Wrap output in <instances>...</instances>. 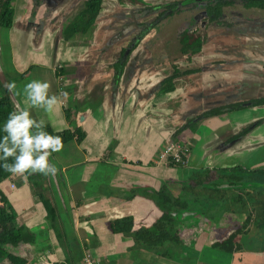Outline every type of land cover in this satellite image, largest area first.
Masks as SVG:
<instances>
[{
	"label": "crops",
	"instance_id": "crops-1",
	"mask_svg": "<svg viewBox=\"0 0 264 264\" xmlns=\"http://www.w3.org/2000/svg\"><path fill=\"white\" fill-rule=\"evenodd\" d=\"M85 1L10 0L11 24H0V96L7 93L14 112L43 121V131L71 135L61 151L49 149L55 177L13 175L0 160V206L9 226L27 237L13 251L25 264H82L86 254L95 264H264L259 189L240 199L233 192L220 213L199 196L193 206L202 210V225L166 220L169 238L161 244L135 233L144 228L154 239L159 205H166L160 192L166 187L174 204L196 170L222 177L238 167L243 179L264 183V104L189 122L264 97V10L240 3L225 8L223 18L233 20L218 25L208 22V0H102L94 22L74 31ZM184 31L201 37L193 53L181 51ZM13 81L18 95L5 87ZM32 81L50 84L48 96L58 99L51 112L26 102ZM169 136L190 143L187 165L154 166ZM229 235L231 251L214 246Z\"/></svg>",
	"mask_w": 264,
	"mask_h": 264
},
{
	"label": "trees",
	"instance_id": "trees-1",
	"mask_svg": "<svg viewBox=\"0 0 264 264\" xmlns=\"http://www.w3.org/2000/svg\"><path fill=\"white\" fill-rule=\"evenodd\" d=\"M40 0H33L34 3H38ZM235 1H240L244 5L245 8H254L264 10V0H208L206 2V10L208 15V22L215 23L218 25L227 24V21L223 18V10L225 8H229L233 5ZM102 0H86L84 10L75 18V20L70 24V27L74 31H82L84 32L95 20ZM13 7L11 6L10 0H0V24L8 26L11 24V20L13 17ZM165 14V11L159 14V18ZM193 32L184 31L180 35V45L181 51L183 53H193L198 50L201 46V37L198 35H194ZM121 67V63L118 65V70ZM60 73V72H58ZM59 75V74H57ZM175 75L171 77L174 78ZM264 104V97H256L245 99L241 101L234 102L225 107H216L209 109L202 114L198 115L190 123H194L200 118L213 116L220 113L222 110H241L248 107H254ZM14 112L11 101L7 95L4 93L0 96V124L7 119H9V114ZM187 123L185 126H187ZM179 132V131H178ZM175 132V134H178ZM46 133L52 136H59L62 138V141L66 138H69L71 135H68V132L64 131L63 133L54 134L51 131H47ZM239 169L238 167L230 168L228 170L235 171ZM235 178L237 176L232 175ZM0 199L2 200V195H0ZM166 217H168L166 215ZM8 217L5 214L4 210L0 206V261L5 258H8L12 264H25V259L19 257L13 250L20 244L25 243L27 240L26 234L22 232L21 229H12L8 223ZM116 228L118 226V222L113 224ZM261 225L264 226V208L262 213ZM159 233H157L156 239L154 241H148L147 239V230L144 228H139L135 231L136 236L150 242V243H158L162 241L163 238L167 237V233L164 231V223L158 222L156 224Z\"/></svg>",
	"mask_w": 264,
	"mask_h": 264
},
{
	"label": "clouds",
	"instance_id": "clouds-1",
	"mask_svg": "<svg viewBox=\"0 0 264 264\" xmlns=\"http://www.w3.org/2000/svg\"><path fill=\"white\" fill-rule=\"evenodd\" d=\"M6 89L14 95L16 92L15 82L5 84ZM50 84L47 82L32 81L28 83L24 92L26 102H30V107L44 108L46 112H51L58 104L55 95L49 97L48 90ZM62 95L67 96V93ZM44 122L36 121L30 117V112L22 110L9 114V119L4 126V132L7 133L0 140V160H4L3 167L13 175L23 176L25 173H41L45 176L55 177L57 168L48 163V156L51 152H59L63 147L62 138L52 136L43 131ZM35 128L36 133L31 134V129ZM17 152L19 153L17 155ZM15 157L14 164H8L9 157ZM26 179V177H25Z\"/></svg>",
	"mask_w": 264,
	"mask_h": 264
},
{
	"label": "flooded vegetation",
	"instance_id": "flooded-vegetation-1",
	"mask_svg": "<svg viewBox=\"0 0 264 264\" xmlns=\"http://www.w3.org/2000/svg\"><path fill=\"white\" fill-rule=\"evenodd\" d=\"M180 167H183V166L175 165V166H171L169 168H180ZM224 170L225 171H224L222 177H217L214 174L213 170H206L205 169V170L194 171L193 174L188 177V180L182 181V183L180 184L179 195H175L174 193H176V192L172 193V195L174 194L176 200L174 201V204H171V205H169V202H170V200H169L170 198L168 197L169 195H166V193H165L168 190L166 187H164L163 191L160 193H161V196L164 198V202L166 203L165 206H167V204H168L169 206H167V207H171L174 209H179V210L188 209V210H192V211H197L196 215L189 217V219H187V221L196 222L197 225L200 226V225H202V221L200 219V217H202L201 216L202 210L193 206V205L197 206L196 201L198 200L199 196H201V195L206 196V198L209 200L208 203H210V205L212 204L213 206H215L216 209L218 210L217 213H220V211L223 210L227 201L231 198L233 192L239 193L238 199H240L242 197V193H243L242 191L249 193V191H251V190L259 189L262 192H264V187H262V186H253V187H247V188H236V187L216 188V187H212V186L207 185L209 183L217 182V181L240 182V181L245 180L242 178V176L236 170L235 171L237 172V174L235 173V171H230L228 169H224ZM232 175L237 176L238 178H235ZM250 181H254V180H250ZM162 205H164V204H162ZM263 208H264V203H263V207L261 209V212L258 216V224L260 226H263V225H261ZM166 215L168 217H166ZM166 220L173 221L174 219L168 213L166 214L163 212V214L155 222L154 226L156 229V233L154 234V239L151 241H154L156 239L157 233H159L156 224L159 221L163 222L164 223L163 229L166 230V228H165L166 227V223H165ZM184 222H186V221H183V223H181V226L185 225ZM190 225H192V224H190ZM197 225L195 224L193 226H197ZM166 233H168V232H166ZM148 236L149 235H147V237ZM168 238H169V234H167V237L163 238L162 241H160L158 243H154V242L153 243L149 242V243L150 244H161L164 242V240H166ZM172 238L175 240L178 239V237L174 236V235L172 236ZM214 246H216L220 249H223V250L231 251V249H232V236L229 235L222 242L215 243Z\"/></svg>",
	"mask_w": 264,
	"mask_h": 264
},
{
	"label": "built area",
	"instance_id": "built-area-1",
	"mask_svg": "<svg viewBox=\"0 0 264 264\" xmlns=\"http://www.w3.org/2000/svg\"><path fill=\"white\" fill-rule=\"evenodd\" d=\"M59 85V96L62 104L66 103L65 96V82L62 75H57ZM191 150L190 143L177 136H169L162 148L159 150L154 162L156 167H171L175 165L185 166L188 163V155ZM82 264H95L90 255L86 254L83 258Z\"/></svg>",
	"mask_w": 264,
	"mask_h": 264
},
{
	"label": "water",
	"instance_id": "water-1",
	"mask_svg": "<svg viewBox=\"0 0 264 264\" xmlns=\"http://www.w3.org/2000/svg\"><path fill=\"white\" fill-rule=\"evenodd\" d=\"M205 14H206L205 12H201L197 15V17L199 19H201ZM207 185L212 186V187H216V188H223V187H225V188H229V187L247 188V187H253V186L264 187V183H260L257 181H250V180L249 181L244 180V181H240V182L217 181V182L209 183ZM263 203H264V201H263ZM159 210L161 212L166 213V214L168 213L175 221H180L181 223H183V221H186V222H184L185 223L184 226H188L190 224H192V225L196 224L197 225L196 222L187 221V219H189V217L196 215L197 211H192V210H188V209L179 210V209L167 207L165 205H159ZM38 264H42V262L38 261Z\"/></svg>",
	"mask_w": 264,
	"mask_h": 264
},
{
	"label": "rangeland",
	"instance_id": "rangeland-1",
	"mask_svg": "<svg viewBox=\"0 0 264 264\" xmlns=\"http://www.w3.org/2000/svg\"><path fill=\"white\" fill-rule=\"evenodd\" d=\"M18 6H19V4H18ZM233 7H231L233 10L234 9H237V8H239V7H241V5H240V1H235L234 3H233V5H232ZM232 18V16L231 15H227L226 17H225V20L226 21H231V20H233V19H231Z\"/></svg>",
	"mask_w": 264,
	"mask_h": 264
}]
</instances>
